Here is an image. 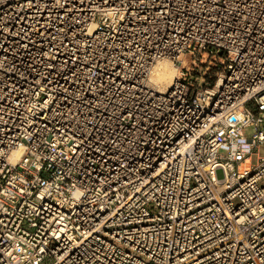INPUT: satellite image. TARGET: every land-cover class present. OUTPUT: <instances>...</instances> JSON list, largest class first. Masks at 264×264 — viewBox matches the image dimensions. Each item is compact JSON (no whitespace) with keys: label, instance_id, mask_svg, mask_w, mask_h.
Wrapping results in <instances>:
<instances>
[{"label":"built area","instance_id":"2783aa9c","mask_svg":"<svg viewBox=\"0 0 264 264\" xmlns=\"http://www.w3.org/2000/svg\"><path fill=\"white\" fill-rule=\"evenodd\" d=\"M261 149L264 0H0V264H264Z\"/></svg>","mask_w":264,"mask_h":264},{"label":"rangeland","instance_id":"374dc122","mask_svg":"<svg viewBox=\"0 0 264 264\" xmlns=\"http://www.w3.org/2000/svg\"><path fill=\"white\" fill-rule=\"evenodd\" d=\"M197 57V58H196ZM196 59H199L198 56H188L186 58H182L181 61H182V67H185L186 69H188L190 72L192 71V64L194 61H196ZM206 60H207V57H204V63L200 64L197 60L196 64L199 65L198 66V71L201 73V74H204V73H207L211 72L212 76H213V81H212V84H214L216 81H217V77L219 76V74H217V71L216 69H213L214 67L212 66L211 68L209 67L208 65V62L206 63ZM160 63L163 62V63H168L167 65L168 66H172V67H178V70L176 71V78H178L180 76V72L182 71L181 69V65L179 64H176V63H173L171 62L170 60H167V59H164V60H161L159 61ZM175 78V79H176ZM248 134L252 133V130H248L247 131ZM264 154V149H261L258 152H255L252 156V160H253V163H256L257 162V159H258V155H263ZM219 179H222L223 178V172L222 171H218L217 173Z\"/></svg>","mask_w":264,"mask_h":264},{"label":"bare ground","instance_id":"6f19581e","mask_svg":"<svg viewBox=\"0 0 264 264\" xmlns=\"http://www.w3.org/2000/svg\"><path fill=\"white\" fill-rule=\"evenodd\" d=\"M167 64L168 63L159 62L153 69V72L150 76V84L159 91L167 90L176 78V71L178 70V67L168 66ZM16 155L17 154L13 155L15 159L18 158ZM71 242L77 243L76 240Z\"/></svg>","mask_w":264,"mask_h":264}]
</instances>
